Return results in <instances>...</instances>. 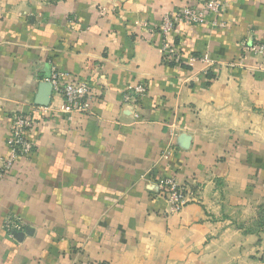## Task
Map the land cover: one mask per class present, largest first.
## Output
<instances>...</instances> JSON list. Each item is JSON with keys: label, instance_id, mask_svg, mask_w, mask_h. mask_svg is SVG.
<instances>
[{"label": "crops", "instance_id": "0c3cea01", "mask_svg": "<svg viewBox=\"0 0 264 264\" xmlns=\"http://www.w3.org/2000/svg\"><path fill=\"white\" fill-rule=\"evenodd\" d=\"M204 1L0 0V159L18 113L35 143L0 178V264H264V59L239 49L264 44V0H223L222 29L177 22L181 61L149 33ZM52 65L88 86L90 114L59 112ZM169 176L196 190L178 213L156 197Z\"/></svg>", "mask_w": 264, "mask_h": 264}, {"label": "built area", "instance_id": "2783aa9c", "mask_svg": "<svg viewBox=\"0 0 264 264\" xmlns=\"http://www.w3.org/2000/svg\"><path fill=\"white\" fill-rule=\"evenodd\" d=\"M225 10L226 3L223 0H206L199 8L186 6L175 13L165 14L160 25L156 28H150L149 33L152 36L159 35L162 42L161 52L166 61H181L182 55L171 44V33L175 24L185 22L190 25H202L208 22V18L211 17L210 24L214 28L222 29L225 27L223 20ZM239 49L242 55L264 59V44L262 43L252 40L241 41ZM200 60L206 66L212 64L207 56ZM46 82L51 86L52 92L60 95L63 99L59 109L60 113L67 115L69 118L74 114H90L92 97L85 83L77 82L73 76L53 65L50 68ZM146 93L147 88L144 84L128 86L123 91V102L138 106ZM37 110L44 113L47 111L43 107H37ZM135 118L138 119L139 115L135 114ZM32 125V114L18 113L13 116L6 139V154L0 159V178L7 176L12 171L18 159L27 158L33 154L35 143L27 136ZM170 135L176 136L174 133ZM173 149L174 146L170 143L166 154H169ZM156 188V197L166 202L170 213L180 212L196 197V190H192L187 182L173 176L159 178L156 182ZM23 229V223L16 216H8L3 220V230L10 237L16 232L23 231Z\"/></svg>", "mask_w": 264, "mask_h": 264}, {"label": "trees", "instance_id": "16d2710c", "mask_svg": "<svg viewBox=\"0 0 264 264\" xmlns=\"http://www.w3.org/2000/svg\"><path fill=\"white\" fill-rule=\"evenodd\" d=\"M210 78V76H208ZM257 227L259 229L264 228V207L260 208L259 217L257 219Z\"/></svg>", "mask_w": 264, "mask_h": 264}, {"label": "water", "instance_id": "95a60500", "mask_svg": "<svg viewBox=\"0 0 264 264\" xmlns=\"http://www.w3.org/2000/svg\"><path fill=\"white\" fill-rule=\"evenodd\" d=\"M48 84V83H47ZM48 86H49V88H50V91H51V86L48 84ZM20 233H22V232H20ZM15 234H17V232L15 233ZM18 234H19V232H18Z\"/></svg>", "mask_w": 264, "mask_h": 264}]
</instances>
